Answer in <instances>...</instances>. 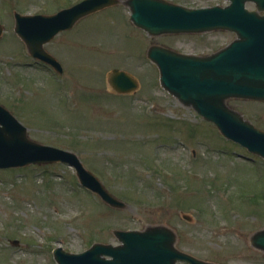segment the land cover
I'll return each instance as SVG.
<instances>
[{
	"label": "rangeland",
	"instance_id": "rangeland-1",
	"mask_svg": "<svg viewBox=\"0 0 264 264\" xmlns=\"http://www.w3.org/2000/svg\"><path fill=\"white\" fill-rule=\"evenodd\" d=\"M79 1L0 0V104L31 140L76 154L127 208H110L84 190L67 164L0 169V264H56V247L80 253L93 243L116 244L114 230L151 225L173 229L177 247L201 260L264 264V253L250 245L264 228V160L163 90L147 58L152 45L209 55L235 34L149 36L130 23L126 0H119L45 45L61 64L58 74L27 54L13 14L50 15ZM166 1L189 8L229 3ZM114 69L137 88L115 93L108 82ZM227 104L264 131V102Z\"/></svg>",
	"mask_w": 264,
	"mask_h": 264
},
{
	"label": "water",
	"instance_id": "water-1",
	"mask_svg": "<svg viewBox=\"0 0 264 264\" xmlns=\"http://www.w3.org/2000/svg\"><path fill=\"white\" fill-rule=\"evenodd\" d=\"M228 1L224 7L205 8H188L166 0H126L124 4L132 25L149 36L212 31L235 34L234 40L210 55L183 54L152 45L147 58L157 66L160 86L167 93L215 125L223 137L264 159V131L227 104L230 99L264 102V0ZM247 2L254 3L256 11L246 9ZM119 3L82 0L51 15L15 13L14 32L34 59L61 72L60 64L44 45L58 33L70 30L81 18ZM2 30L0 26V36ZM109 83L121 93L137 86L132 77L118 70L109 73ZM53 163L73 167L80 185L97 194L109 207L127 208L83 166L76 154L31 140L27 129L0 105V169ZM113 233L120 242L118 246L94 243L79 254L58 247L53 251L54 259L57 264H216L175 248V234L165 225ZM250 245L264 253V228L252 234Z\"/></svg>",
	"mask_w": 264,
	"mask_h": 264
},
{
	"label": "flooded vegetation",
	"instance_id": "flooded-vegetation-1",
	"mask_svg": "<svg viewBox=\"0 0 264 264\" xmlns=\"http://www.w3.org/2000/svg\"><path fill=\"white\" fill-rule=\"evenodd\" d=\"M250 3V2H249ZM254 9H255V6H254ZM177 236V235H176ZM177 239H178V236H177ZM179 240V239H178Z\"/></svg>",
	"mask_w": 264,
	"mask_h": 264
}]
</instances>
